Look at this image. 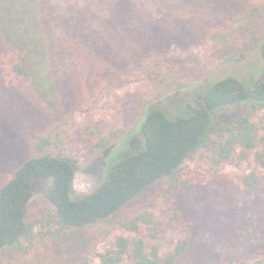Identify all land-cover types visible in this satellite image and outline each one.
<instances>
[{
  "label": "trees",
  "instance_id": "16d2710c",
  "mask_svg": "<svg viewBox=\"0 0 264 264\" xmlns=\"http://www.w3.org/2000/svg\"><path fill=\"white\" fill-rule=\"evenodd\" d=\"M182 1V4L188 1L190 4L192 0ZM114 2L116 8L109 10L105 7L93 10L87 3L83 6L75 3L69 7L68 15L57 19L54 12L50 16L55 23L56 19L62 22L55 25L60 32L58 40L68 45L66 60L61 61L64 67L62 75L86 74L84 65L92 58L96 74L102 72V75L108 76L109 73L110 80H123L138 61L154 55L150 50L154 52L156 44L163 42L173 18L182 31L189 27L193 32L196 28L192 27L200 23L198 20L183 24L182 21L188 20L185 15L189 14L176 13V0ZM248 10L255 17L256 26L253 22L252 26L243 29L244 47L219 51V65L234 61L253 48H260L264 59V34L260 33L258 27V22L264 23V0ZM52 41L44 43L45 46L49 45L50 51H53L55 44ZM18 42L27 45L25 38ZM62 43L58 45L63 46ZM47 58L43 56L44 61ZM34 69L32 53L25 48L15 47L0 54V82L9 92L25 88L34 77ZM173 73L169 67L163 74L156 73L155 79L161 87L157 99L194 85L198 76L191 72L178 76ZM244 103H250L259 110L264 109V69L253 92L239 79L228 77L209 89L205 96V108L188 106L185 114L179 117H169L162 109L142 107L140 121L145 119L142 136L132 135L138 125L133 132V129L131 132H128L130 129L111 131L106 122L94 125L86 137L89 159H94L126 137L130 146L139 153L119 164L89 195H76L74 191L77 160L47 153L56 126L50 123L27 136V156L14 166L0 170V264H7L8 254L35 245L38 226H53L51 234L54 235L89 227H100L110 235L114 229L121 228L123 233L118 238V245L121 253L129 258L127 264H264V245H250L256 242L257 236L264 243V233L262 235L259 230L254 234L248 230L241 231V220L234 212L235 198L228 199L231 202L228 217L232 225L227 231L222 225L215 227L220 240H213L210 246L218 245L220 250L216 252L207 251L196 239L197 229L201 236L205 230L208 231L207 227L187 217L183 210H176L175 194L196 188V184L185 178L184 168L188 163L202 158H206L212 166L203 178L205 188L214 186L221 193L263 191L264 115L258 122L253 120L254 111L230 124L218 125L216 121L222 111ZM229 163L237 166L253 163L254 166L249 174L235 178L223 172ZM36 179L53 180L49 204L43 217L36 212L31 215L28 205ZM157 189L160 191L148 195V192ZM138 201L141 202L139 206ZM164 204L168 221L152 211ZM210 207H207L209 213L212 211ZM133 211L135 213L130 217ZM224 213L227 211L221 210L219 217H223ZM174 225L181 236L174 242L175 245L173 243L171 251L162 254L159 241L163 235L171 232ZM260 229L264 231V228ZM131 233L137 237L127 238L126 235ZM101 259L102 264H117L110 252L102 255Z\"/></svg>",
  "mask_w": 264,
  "mask_h": 264
},
{
  "label": "rangeland",
  "instance_id": "374dc122",
  "mask_svg": "<svg viewBox=\"0 0 264 264\" xmlns=\"http://www.w3.org/2000/svg\"><path fill=\"white\" fill-rule=\"evenodd\" d=\"M114 1L116 0H0V54L22 47L31 51L35 61L34 77L25 88L9 92L0 82V170L12 167L26 157V137L51 123L57 130L52 136V145L47 153L75 158L78 173L74 191L76 195H89L119 164L139 153V150L130 146L126 137L94 159H89L86 137L89 136L88 130L93 129L94 125L106 122L114 132L118 129H130L128 132L133 129V132L138 125L132 135L142 136L145 122V119L140 121L142 107L162 109L169 117L175 118L184 115L188 106L194 109L205 108V96L209 89L228 77L239 79L250 92H253L261 80L264 59L260 48H253L234 61L221 65L218 53L223 49L244 47L243 29L252 26L253 22L255 24V17L250 15L248 9L263 0H192L190 4L189 1L182 4V0H176V13L189 14L185 15L188 20L182 21L183 24L200 21L197 26L192 27L196 30L191 32L187 27L182 31L173 18L168 24L163 42L156 44L154 52L150 50L154 55L138 61L134 69L124 75L123 80H110L109 73L108 76L102 75V72L96 74L92 58L84 65L86 74L62 75L64 67L61 61L66 60L68 45H65L67 42L58 40L60 32L55 25L62 22H57V19L68 15L69 7L75 3L81 6L87 3L93 10H102L104 7L109 10L116 8ZM54 12L56 23L50 18ZM258 24L260 33L264 34V23ZM22 38L26 39V46L18 42ZM49 40L55 43L53 51H50L49 45H44ZM60 42L63 46L58 45ZM43 56L48 57L46 61ZM167 67L172 68L173 74L177 76L187 72L198 76L194 85L169 97L157 99L161 87L155 75L163 74ZM253 111V120L258 122L264 115V109L259 110L250 103L222 111L216 121L218 125L230 124ZM253 166V163L241 166L229 163L223 172L230 177L240 178L249 174ZM211 167V162L206 158L188 163L184 168L185 178L196 184V188L175 194L176 210H183L187 217L208 229L200 236V230L196 228L198 243H202L207 251L220 250L218 245H210L213 240H220V236L215 233L216 225L224 226L225 231L232 225L228 217L231 213L228 214V205L231 204L228 199L234 198V212L237 219L241 220V231L248 230L254 234L259 230L263 235L264 231L260 228H264V189L242 194L221 193L214 186L205 188L203 178ZM35 182L37 183L28 200L30 214L36 212L43 217L49 204L53 180L36 179ZM156 191L160 189L148 192V195ZM140 204L138 201L137 206ZM163 207L160 205L152 211L168 221L166 204ZM207 207L212 210L210 213ZM221 210L227 213L220 218ZM134 213L135 211L131 212L130 217ZM237 225L239 226L238 223ZM176 228L178 229L174 225L171 232L163 235L159 241L162 254L171 251L173 243L180 238ZM53 229V226H38L35 245L27 246L26 243V249L8 254L7 264H102L101 256L109 252L117 264L129 262L128 256L121 253L118 245V238L123 233L121 228L114 229L110 235L100 227L59 235L51 234ZM126 237L133 238L137 235L131 233ZM255 240L250 245H264L260 236Z\"/></svg>",
  "mask_w": 264,
  "mask_h": 264
}]
</instances>
